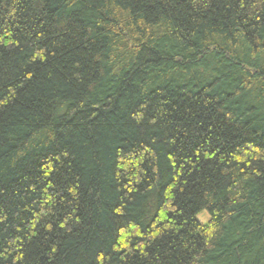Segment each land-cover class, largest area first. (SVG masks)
Returning <instances> with one entry per match:
<instances>
[{"label": "trees", "instance_id": "1", "mask_svg": "<svg viewBox=\"0 0 264 264\" xmlns=\"http://www.w3.org/2000/svg\"><path fill=\"white\" fill-rule=\"evenodd\" d=\"M0 264H264V0H0Z\"/></svg>", "mask_w": 264, "mask_h": 264}, {"label": "rangeland", "instance_id": "2", "mask_svg": "<svg viewBox=\"0 0 264 264\" xmlns=\"http://www.w3.org/2000/svg\"><path fill=\"white\" fill-rule=\"evenodd\" d=\"M198 218H200V220L204 221V220H207L208 216H207V213L205 211L199 213L197 215Z\"/></svg>", "mask_w": 264, "mask_h": 264}]
</instances>
